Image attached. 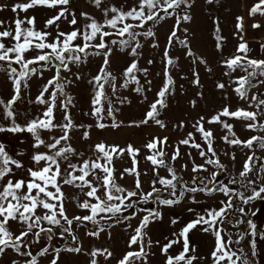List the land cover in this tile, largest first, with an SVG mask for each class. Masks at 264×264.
<instances>
[{"label": "rangeland", "instance_id": "374dc122", "mask_svg": "<svg viewBox=\"0 0 264 264\" xmlns=\"http://www.w3.org/2000/svg\"><path fill=\"white\" fill-rule=\"evenodd\" d=\"M29 2L30 0H0V6L7 5L0 10V21L5 22L0 25V31L8 29L14 33L16 19L26 21L34 17V25L25 23L22 27H33L35 31L49 33L44 42L52 43L60 33H70L74 30H79L81 33L90 32L87 26L92 23L93 18L96 22L104 24L106 19L116 15L108 11L106 16L105 9L116 8L126 12L139 4V0H101V4L96 6L93 0H70L68 5L55 7L39 5L26 12L19 9L16 12L12 11L14 4ZM62 8H66L68 13L53 25L46 27V21L55 17ZM147 11L145 8L146 14ZM82 13H86L87 17L81 15ZM168 13L170 15L160 11L162 18L147 21L142 27H136L141 24L140 20L131 18L118 23L116 29L105 25L102 30L112 33L104 37V42L108 44L107 57L104 55V49L94 47L100 43V37L97 35L95 39L87 41L93 47H89L84 53H79L81 58L78 62L68 60L67 69L59 67L58 79H55L51 85L49 82L57 77L59 61L29 65L30 68H36L37 72L21 81L18 94L12 74L7 71L8 62L0 61V65H3L0 68V101H3L0 103V126L21 127L33 121L43 120L47 108L54 103L52 123L55 127L37 129V135L45 143L36 146L38 142L34 135L36 155H54L59 149L67 147L75 150L68 154L67 161L57 157L61 173L57 183L63 193L65 214L73 222L69 225L61 220V225L52 226L42 221L41 227L52 228L51 233L41 232L39 237L29 233L23 241L27 247L22 246L21 251H30L32 256L36 257L37 264H52L57 255L55 249H60L56 264H92L93 260L96 264H119L126 253L138 252L142 245L147 255L134 260L133 264H166L169 256L176 257L184 250L181 230L189 222L196 220L198 215L207 219L208 210H219L223 207L221 202L227 203L230 197L222 192L207 194L203 191L195 193L185 191L179 203L165 205L160 201L179 198L185 185L189 188L204 185L209 188L219 187V184L209 183L214 172L219 173L216 176L217 181H222L237 192H243L245 196L251 194L253 187L258 190L264 185V170L261 168V165H264V148H261L259 141H254L252 146L248 147L245 143L230 144L223 139L227 137L228 140L237 139L244 142L252 137H264V130L259 127L248 128L246 125L252 124L253 121L231 116H221L222 123L209 122L212 117L228 108L230 112L238 109L255 112L257 113L255 123L264 124V105L257 107L258 102L264 100V83L260 82L264 81V75L252 79V86H245L247 99H242L236 91L239 87L238 78L246 76L253 69L249 67L245 72L241 67L230 68L226 63L237 55L242 58L246 55V59L251 60H264V47L260 40L255 39L250 42L243 40L246 27L250 25L254 31L256 28L260 29L264 26L262 24L264 19L250 22L243 20L245 12L242 10L241 0H188L187 4L168 9ZM73 14L77 21L75 25L70 23ZM184 15L191 18L183 20ZM238 17L242 20H238ZM124 24H132L134 26L132 31L139 35L127 46L122 47L119 43L111 44L112 40L129 39L127 34L123 37L116 35ZM254 24H258L259 27H253ZM148 31L154 35H144ZM257 33L260 35L259 31ZM63 39L64 37H61V41ZM0 42L6 47H12L16 43L11 37L0 38ZM36 42L39 41L33 40V43ZM85 43L83 36L78 35L71 41V46H83ZM241 43L247 45L249 49L247 54L238 51ZM40 52L41 50L32 48L24 53V59L30 60ZM43 52H51V49H44ZM64 55L71 57L77 53L66 52ZM106 58L108 63L105 66ZM169 60L173 63L169 64ZM133 63L136 64V68L131 74L126 75V70ZM11 67L16 68L17 73L21 71L20 64L12 63ZM102 68L111 76L107 83L101 79L100 84L103 85L101 90L95 77L103 75ZM221 84L224 85L223 88L219 87ZM57 85H63V90L61 91ZM165 85L168 91L163 98L164 106L158 104V115L155 119H149L147 113L151 110V105L160 99L158 93ZM45 88L47 91H44ZM98 91H102L103 94L100 103L94 105L93 100ZM52 93H55L54 101ZM14 96L16 97L14 102L8 107ZM253 97L256 99L253 100ZM40 99L45 103H41ZM64 104H68L66 110L62 107ZM96 107H102L100 114L102 119L94 114ZM109 109L112 111L111 116ZM8 111L12 112L11 117L7 115ZM66 114L71 117L74 125L67 131L68 139L61 140L56 148L46 147L54 143L55 138L65 134V129L60 126L68 123L65 120ZM145 120L147 123H142ZM156 120H160L162 124H157ZM224 123L232 126L231 131L223 127ZM99 124H104L105 127L101 128ZM114 124L117 126L114 127ZM198 124H202L205 131L212 132L210 139L215 156L208 152V143L197 130ZM85 133H87L86 138ZM189 134H191L189 144H181L182 140L189 139ZM165 137L167 142L163 145L158 143L156 149L145 147L154 138L163 140ZM100 143H104L106 147L117 145L120 149H125L121 155L113 154L110 167L113 169L116 185L126 192L117 193L113 190V195L126 196L127 191H135L136 196L124 201L133 203L134 207L127 211L122 210L115 216L111 213H99L93 220H75L74 217L92 215L90 208L85 209L80 206L82 203L87 201L90 204H98L100 201L95 197L87 196L86 193L90 188L79 187L78 185L81 184L79 180L74 185L65 184L63 177L66 172L72 171L68 167L69 164L79 168L85 161L96 160L101 155L96 150V145ZM193 144H200L207 156L202 157L200 150L193 147ZM129 145L139 149L138 153L128 152ZM177 147L179 156L172 159ZM161 148L165 153L162 157L165 166L154 165L147 159ZM250 156L253 157L255 166L246 178H241L239 174L244 170L245 162ZM156 158L161 159L159 156ZM208 158L218 159L220 165L224 166L223 170L215 164L206 163ZM99 162L106 163L105 160ZM195 165H204L206 170L194 172ZM44 166V161L36 163V170ZM169 167L175 170L179 178L178 181H174L177 183L176 196L171 195V187L166 188L159 182L153 183L158 177L171 179ZM125 169H134V171L125 172ZM75 175L79 176L81 173L76 171ZM104 175L100 169H97L95 175L90 174L86 177L98 188L96 196L101 200L106 198L105 188L101 183ZM96 177H100L101 180ZM194 179L195 184H193ZM233 179L236 183H229ZM137 180L140 184L138 189ZM248 180L256 183L248 187ZM153 188L157 191L153 192ZM48 190L54 192L55 188L49 185ZM148 193L152 195L145 202L143 198ZM192 197H195L194 202ZM231 200L233 207L224 214L222 223L217 220L215 228L219 229L225 242L229 240L233 242L229 246L232 251L242 249L255 264L250 243L253 235L248 225L249 220L252 222L254 201L245 205L235 195L231 196ZM51 202L56 203L57 209L59 208L58 201ZM110 203L119 204L120 201L113 200ZM240 208L244 209L243 214L239 211ZM46 211L38 207L36 215H43ZM150 211H158L161 214L160 218H150L147 227L142 230V239H138L137 244H131V238L137 235L136 229L141 226L143 218L149 215ZM110 216L112 218L108 219ZM173 220L176 222L173 223ZM241 220L243 222L238 223ZM7 226L14 236H18L24 227L13 220H9ZM64 228H68L69 231L64 232ZM205 228H208V225L198 224L188 232L189 251L186 253L185 261H180L179 264H186L187 258L192 256L195 257L192 264H214L212 253L217 244V237L213 229L204 231ZM37 231L38 228L33 229V232ZM241 234H244L242 240H240ZM49 236L51 239L48 238ZM237 240H239L238 244L235 243ZM170 242L174 243L166 253L163 252L164 246ZM44 248H48V252L40 255ZM75 248H79L80 251H68ZM93 252L97 255L93 256ZM14 260L18 264H25L26 261L31 260V257L21 256L11 248L0 256V264H12ZM221 264L228 262L222 261Z\"/></svg>", "mask_w": 264, "mask_h": 264}, {"label": "snow or ice", "instance_id": "6c2138e0", "mask_svg": "<svg viewBox=\"0 0 264 264\" xmlns=\"http://www.w3.org/2000/svg\"><path fill=\"white\" fill-rule=\"evenodd\" d=\"M70 0H30L29 3H17L12 6V11L16 12L17 9L22 11H27L28 9L43 5V6H49V7H55L57 5H68ZM94 4L96 6H99L101 4V0H93ZM261 4H264V0H260ZM188 0H139V4L137 7H133L132 9L128 11H123L116 8L111 9H105V15L107 16L108 11H111L112 13H115L112 18L106 19L104 24H100L96 22L93 18L92 23L87 26L91 31H85L81 33L79 30H74L70 33H60L56 38L55 41L52 43H45L44 40L49 35V33L46 32H40L35 31L33 27L29 28H23L22 25L27 23L28 25H34L35 18H29L26 21L21 19H16L14 21L15 23V32L11 30H4L0 31V38H8L11 37L16 43L12 47H6L3 42H0V61H6L8 62V68L7 71L12 74V78L14 81L15 89L18 94L19 88L21 85V81L27 79L29 76L35 74L37 72L36 68H30L29 65L32 64H39L40 62H45V64L51 63L53 60L59 61L60 64L58 67V73L57 77L54 78L53 81H50L49 84L55 82V79H58L59 74V67H64L67 69V61L71 60L73 62H78L80 60L79 53L86 52V49L89 47H93L87 41H91L99 35L100 37V43L95 45L94 47L98 49H104V55L107 57L109 54L108 52V44L104 42V37L112 35V33L103 31L105 25L108 27H111L113 29L117 28V24L120 22H123L127 18H131L133 20H140L141 24L136 25V27H142L144 23L150 20H156L160 17V11H163L167 14L168 9H175L179 7L181 4H187ZM4 7H7V5L0 6V10H3ZM145 8H147V14L145 13ZM156 9H159V11H156ZM258 11H261L260 4H257L250 10V14L254 15ZM68 13V10L66 8H62L61 11L53 18L46 21V27L53 25L57 20H59L61 17L65 16ZM81 15H84L87 17L86 13H82ZM191 17L188 15H184L182 17L183 20H189ZM238 20H242L241 17H238ZM76 19L73 14V19L70 21L71 24H76ZM5 22L0 21V25H3ZM132 24H124L123 27L119 28L116 32V35L123 37L125 34L128 36V40L120 39L119 41L112 40L110 41L111 44L119 43L122 47L127 46L131 40H134L139 33H136L132 31L133 29ZM253 27H259L258 24H254ZM78 35H82L83 39L86 41V43L83 46L75 45L71 46V41L77 38ZM144 35L152 36L154 33L151 31H148L144 33ZM173 36L175 33L172 34ZM61 37H64L63 41H61ZM23 38V42H21V39ZM33 40H38L39 42L33 43ZM183 43V41H182ZM62 45V46H61ZM139 47V45H137ZM264 47V45H262ZM35 48L41 50L40 54L36 55L30 60L24 59V53L29 51L30 49ZM44 49H51V52H43ZM238 51H243L245 54L249 51L247 48V45L245 43H241L239 45ZM66 52H76L77 55L66 57L64 53ZM99 54V53H97ZM133 54H135V48H133ZM169 64L173 63L172 60L168 61ZM12 63L20 64L21 71L17 73V69L11 67ZM108 60L105 59V66L107 65ZM230 68L235 67H241L244 69L245 72H247V69L251 67L253 69L252 72H248L246 76H242L238 78V84L239 87L236 89L237 93H239L240 97L242 99H247V91L245 86H252L251 81L258 75H264V60H251L246 59V55L244 58L237 55L231 60L226 62ZM3 65H0V68H2ZM136 68V64L133 63L127 70L126 75L131 74L133 72V69ZM103 75H98L95 77V80L99 86V88L102 90L103 85L100 84L101 79H103L106 83L109 80V77L111 76L110 73H107L102 68ZM134 78V77H133ZM261 83H264V81H260ZM169 83L171 81L169 80ZM57 87L62 91L63 85H57ZM219 87L223 88L224 85L221 84ZM44 91H47V88L44 89ZM137 91H140V89H137ZM168 91L167 85L158 93V96L160 99H158L155 103L151 105V110L147 113V117L149 119H155L158 115L157 105L159 104L161 107L164 106V97L166 95V92ZM102 91H98L96 98L93 100V104L97 105L100 103V98L102 96ZM53 101L55 100V93H52ZM15 96L13 98V101L9 102L8 107H10L11 103L14 102ZM256 97H253V100H255ZM41 103H45L43 99H40ZM0 103H3V101H0ZM68 103H71V100L69 99ZM264 105V100H260L257 104V107ZM54 103L47 108V111L44 113L45 119L39 120V121H33L31 124L27 126L26 129H23L19 126L14 125L10 131L16 132V131H28L36 135L37 138V145L44 144L45 142L43 140H40L39 135H37V129H51L55 127V125L52 123V117H53V109H54ZM65 110L68 107V104L62 105ZM102 113V107H96L94 109V114L98 116V118L102 119V116L100 115ZM7 115L9 117L12 116V112L8 111ZM109 115H112L111 109H109ZM221 116H231L234 118H243L247 120L253 121L252 124L246 125V127L251 129H256L259 127L261 130H264V124H257L255 123L257 113L245 111L243 109H238L236 111L230 112L228 108H225L221 113L217 114L216 116L212 117L210 123L212 122H221ZM203 119V118H201ZM65 120L68 121L67 124L61 125L60 127L65 129V134L60 136L59 138H55L54 143L46 145V147L49 148H56V146L61 142V140H67L68 135L67 131L70 130L74 125L71 122V117L69 115H65ZM142 123H147V120L142 121ZM157 124H162L160 120H156ZM99 127L103 128L105 127L104 124H99ZM114 127L117 126L116 124L113 125ZM223 127L226 129H229L231 131V125H228L226 123L223 124ZM5 129L3 127H0V131H4ZM197 130L202 133L204 140L208 143V152H211L213 156H215V151L211 146V137L212 132L211 131H205L202 124H198ZM87 137V133H85V138ZM191 139V134H189V139H185L181 141V144L187 145L189 144V140ZM223 139L230 143V144H240L245 143L248 147H251L254 141H259L261 148H264V137H252L247 141L241 142L237 139L228 140L227 137H223ZM167 142V138H163V140H160V138H154L153 141L149 142L145 145L148 149H156L158 143L163 145ZM193 147L200 150V155L202 157H206L207 153L203 150L202 146L200 144H193ZM96 150L101 155L97 157L94 161H85L81 167H77L74 164H69L68 167L72 169L70 172H66L63 177V183L65 184H75L77 180L81 182L79 187H89L90 191L86 193L89 197H95L100 203L98 204H90L89 202L85 201L80 206L82 208L91 209L92 215L90 216H84V217H74L75 220H93V218L99 214V213H111L112 216H115L118 213H121L123 211H127L129 208H133L134 204L129 202L125 203L124 201L134 197L137 195L135 191H127L126 196L123 195H113V190L117 193H125L126 190L117 186L113 177V169L110 167L111 160L113 157V154L115 155H121L125 149H120L117 145H111L107 146L104 143H100L96 145ZM75 150L71 147L67 148H61L59 149L54 155H48V154H37L33 157V160L39 164L41 161L45 162V166L41 168L40 170H32L29 169V176L31 177L30 180L25 181L23 179L16 180L15 182L11 179L7 180L6 183L0 184V256H3L7 249L11 248L15 253L21 255V256H28L31 257V260L26 261L25 264H37V259L35 256H32V253L30 251H21V247H27V245L23 244V241L26 237H28L29 233H32L36 237H39L41 232H52V228H43L41 227V222L46 221L49 225L52 226H59L61 225V220L65 221L67 224L71 225L72 220L68 219V217L65 214V210L63 207V193L60 190V185L57 183V178L60 177V163L57 160V157L62 158L63 160H68V154L73 153ZM127 151L130 153H138L139 149H134L131 145L128 146ZM165 155L163 149L161 148L158 152H156L153 156L147 157L154 165L159 166H165V162L162 159V157ZM159 156L161 159H157L156 157ZM179 156V149L177 147L176 151L173 154L172 159H176ZM105 160V164H101L99 161ZM206 163L208 164H215L219 166L223 170V165H220L218 159H211L208 158L206 160ZM10 165H14L15 167H22L17 161L12 160L7 153L4 150L3 145H0V181H4V178L12 173V167ZM255 165L253 164V157H249L248 160L245 162L244 170L240 172L241 178H246L248 174L253 170V167ZM186 167V166H185ZM262 170H264V165H261ZM54 169V170H53ZM100 169L105 175L103 176L102 180L100 177H96V179L101 180V183L103 187L105 188V199L101 200L99 196H96V193L98 191V188L92 184L91 181L86 179L90 174L95 175V170ZM169 172L171 173V179H165V178H159L158 180L154 181L153 183L159 182L160 184L164 185L166 188L171 187L172 196H176L175 189L177 187V183H174V181H178L179 178L175 174V170L169 167ZM199 170H206L204 168V165H195L193 167V171H199ZM79 171L81 175L76 176L75 172ZM134 169H125V172H133ZM138 175V173H137ZM219 175V173L214 172L211 175V178L209 180L210 184L216 185L219 184V187H211L209 188L207 185H204L203 187H188L187 185L184 186L183 191L181 192V196L175 200L173 199H166L160 201V203H163L165 205H172L175 203H179L180 199L183 198V194L185 191L187 192H197V191H203L207 194H212L214 192H222L225 196L230 197L228 202H221L223 207H221L219 210L216 209H210L207 211V219L205 216L198 215L196 220L189 222L182 230H181V236L184 238V250L183 252L176 256L171 257L169 256L167 259L166 264H179L180 261H185L186 259V253L189 251L188 246V240H187V234L188 232L195 228L198 224H206L208 225V228H205L204 231H208L209 229H213L216 233L217 237V244L215 247V250L213 251L212 255L214 257V264H221L222 261H227L228 264H253V261L249 259L248 255L243 252L242 249H237L236 251H232L229 247L233 242L231 240L225 242L223 237L220 235L219 229L215 228L217 220H219L221 223L223 222L224 214L233 207L231 196L235 195L240 198L243 204L247 205L252 203L253 201L257 199H264V185H261L259 189L257 190L255 187L252 188L251 194L245 196L243 192H237L234 189L229 188L227 185L223 184L222 181H217L216 176ZM195 179L193 180V184H195ZM229 183H236V181L230 180ZM256 181L248 180L247 186L251 187L253 184H255ZM51 185L53 188H55V191H49L48 187ZM27 188V192H24L23 189ZM140 187L139 180H137L136 188L138 189ZM33 190L36 191V195H32ZM157 190L153 188V192H156ZM43 194V195H41ZM152 195V193H148L144 196V201L147 202L149 197ZM113 200L120 201L119 204L116 203H110ZM193 202L195 201V197H192ZM51 201H58L59 202V208L57 209V204L52 203ZM40 207L45 210H47L43 215H36V209ZM191 211V209H189ZM242 214L244 213V209L240 208L239 210ZM160 213L158 211H150L149 215L145 216L142 220L141 226L136 229L137 235H134L131 238L130 243L131 244H137L138 239H142L141 233L143 228L147 227L148 223L150 222V218H160ZM112 217H108V219H111ZM127 219V217H125ZM9 220L16 221L20 224H22L24 227L21 229L20 234L18 236H14L13 233L8 228V222ZM176 221L173 220V223ZM243 221H238V223H242ZM249 228L251 230V235L255 236V225L249 220L248 221ZM39 229L37 232H33V229ZM64 232L69 231L68 228L63 229ZM98 235V233H95ZM63 235V232L61 233ZM262 236H264V233H261ZM51 239V236L48 237ZM75 238V237H74ZM244 238V234H241L240 240ZM175 242V241H174ZM165 245L162 249L163 252H167L168 248L172 246V243ZM235 243H239V240L235 241ZM252 247V257L254 258L256 256L255 251V240H252L251 242ZM56 257H54L52 264H56V259L58 258V254L60 249H55ZM68 251H76L79 252V248L75 249H68ZM48 252V248H44L41 250L40 255H44ZM93 256L97 255L96 252L92 253ZM107 255H111V253H107ZM146 253L144 252L143 245L141 246L140 250L138 252H128L124 256V258L119 262V264H133L134 260L141 259L143 257H146ZM235 257V259H233ZM193 259H195L194 256L188 257L186 260V264H192ZM12 264H18L17 261H12ZM92 264H96V261L93 260Z\"/></svg>", "mask_w": 264, "mask_h": 264}, {"label": "crops", "instance_id": "0c3cea01", "mask_svg": "<svg viewBox=\"0 0 264 264\" xmlns=\"http://www.w3.org/2000/svg\"><path fill=\"white\" fill-rule=\"evenodd\" d=\"M260 4L261 13H255L254 15L250 14V10ZM242 10L245 12L243 15V20H258L264 19V4H261L260 0H241ZM252 24V23H251ZM264 25V23H262ZM259 31V34L257 33ZM255 39L260 40L259 42L263 45L264 42V26L262 28L254 29L249 25L244 30L243 40L250 42ZM28 125L21 126V128L26 129ZM5 130L0 131V145H3L5 152L12 159L17 161L22 167H12V173L4 178V181H0V184L6 183L7 180L11 179L14 182L16 180L23 179L28 181L31 179L29 176V169L36 170V162L33 160V157L36 155L35 151V142L34 134L24 131H10L12 127L10 126H0ZM89 143V142H88ZM24 192H27V188L23 189ZM35 190H33L32 195H34ZM252 223L255 225L256 235L252 236L255 240V264H264V236L261 233H264V199H257L253 202L252 209Z\"/></svg>", "mask_w": 264, "mask_h": 264}]
</instances>
